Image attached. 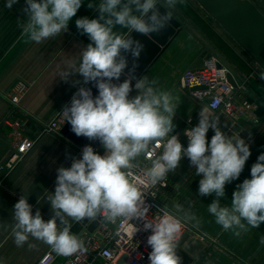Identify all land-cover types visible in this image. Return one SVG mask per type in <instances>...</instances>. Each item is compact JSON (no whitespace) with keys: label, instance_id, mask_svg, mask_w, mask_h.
Here are the masks:
<instances>
[{"label":"clouds","instance_id":"9594fccd","mask_svg":"<svg viewBox=\"0 0 264 264\" xmlns=\"http://www.w3.org/2000/svg\"><path fill=\"white\" fill-rule=\"evenodd\" d=\"M17 3L19 0H5L4 6L11 9ZM83 3L25 0L22 34L27 42L39 44L67 32ZM182 3L184 0H89L88 8L98 16L75 20L90 43L78 53L76 63L57 74L64 82L80 77L72 80L77 91L60 114L76 136L99 141L104 154L90 143L79 157H71L70 166L57 169L54 191H46L42 197L53 213L47 221L39 209L33 214L28 197L20 196L12 209V237L17 247L29 244L31 238L58 255L72 256L86 248L85 241L72 233L70 219L81 222L103 217L115 223L121 218H135L144 221V231L151 232L147 237L150 264H181L176 250L185 226L182 220H195L197 224L199 220L179 203L173 206L176 214L164 206L149 218L142 188L164 182L183 158H188L200 177L198 194L215 195L207 211L223 231L239 238L264 223V153L251 166L250 178L236 186L230 204L221 203L226 198L225 186L239 179L251 156L250 144L240 133L226 134L219 117L202 108L198 124L184 130L185 147L180 134H173L177 98L162 89L157 78L136 76L144 45L131 33L149 37L160 33L170 25L173 11ZM158 5L166 11L162 13ZM257 75L264 80V72ZM122 76L125 78L121 82ZM89 83L97 89V95L87 87ZM209 129L214 132L210 142ZM157 149L162 151L157 154ZM150 155V166H145L143 161ZM134 176L138 180L134 181ZM40 200L37 198L38 203ZM137 230L134 227L133 233ZM259 244L264 246V235Z\"/></svg>","mask_w":264,"mask_h":264},{"label":"crops","instance_id":"0c3cea01","mask_svg":"<svg viewBox=\"0 0 264 264\" xmlns=\"http://www.w3.org/2000/svg\"><path fill=\"white\" fill-rule=\"evenodd\" d=\"M88 2L89 0H84L76 16L70 21L67 32L37 44L27 42L21 31L20 25L26 19L23 12L25 0H19L11 9L4 6L5 0H0V38L11 36L7 49L15 51L10 60L0 62V264H34L50 248L31 238L29 244L34 245L31 248L29 244L23 247L15 245L12 237V209L24 194L33 206V214L39 209L46 221L50 219L53 213L42 197L46 191H54L57 169L61 165L70 166L71 157H79L81 154V147L69 138L61 133H48L45 128L48 122L70 103L71 97L77 91L78 86H73L72 80L80 77H73L64 82L57 74L66 65L76 63L79 59L78 53L90 43L88 36L81 34L75 25L78 18L87 16L91 19L98 16L95 10L88 8ZM173 17L179 22L180 30L141 76L157 78L159 86L171 91L177 98L179 104L173 120L177 127L173 134L179 133L180 140L186 141L184 130L196 126L195 121L199 120L202 108L208 107L192 98L189 92L182 88L180 77L186 70L196 68L203 55L213 56L215 35L220 38L223 36L216 29L215 22L194 0H184V3L178 4L173 11ZM143 59L145 57L140 55L138 67L142 65ZM221 63L224 64L222 61ZM250 63L253 62H247L239 56V62H232L228 67L237 84H243V80L248 79V76L256 74ZM131 64L132 59L129 57V65ZM17 82L25 83L27 92L19 102L14 103L9 97V91ZM243 93V90H238L236 97L240 96L239 102ZM132 94L135 95V92ZM243 98L250 103L248 97ZM254 110L251 121L264 120V112L262 116H258ZM248 115L249 113L244 114L238 119L231 117V120H239ZM186 119L192 120L193 124L189 126ZM13 122L20 123L22 133L34 141V146L21 160L9 167ZM224 125L227 130L231 127V132L236 128L227 123ZM241 131L239 126L235 132ZM208 135V139H211V133ZM185 168H190L188 158L182 159L180 167L176 170L179 183L170 184L165 189L160 195L161 202H164L163 197L168 192L175 195L187 192L190 194L191 184L186 178ZM193 177L195 181L199 178L195 174ZM37 198H41L40 203ZM91 222L69 220L72 233L79 238L91 233L87 228ZM75 227L77 228L74 230ZM61 261L58 260L54 264H61Z\"/></svg>","mask_w":264,"mask_h":264},{"label":"built area","instance_id":"2783aa9c","mask_svg":"<svg viewBox=\"0 0 264 264\" xmlns=\"http://www.w3.org/2000/svg\"><path fill=\"white\" fill-rule=\"evenodd\" d=\"M229 72V69L221 61L207 55L204 57L202 66L188 69L181 75L180 83L192 98L205 103L211 112H224L229 117L239 118L249 112L252 104L246 99L240 102L236 99L238 90H245V87L243 84H236V86L231 84L228 80ZM26 92L27 85L17 82L15 87L9 91V97L16 103L26 95ZM60 113L48 122L45 128L46 132L57 134L61 132L66 122L64 123ZM11 128L12 152L8 163L9 167L21 160L34 146V141L22 133L19 122H13ZM180 141L185 147L187 146V137L186 141ZM92 146L95 151L101 155L104 154L101 145L92 143ZM160 151L162 149H157V154ZM151 158H153L151 155L145 158L143 161L145 166H150ZM133 179L136 181L138 177L134 176ZM168 186L167 176L162 183L142 188L149 218L166 206L160 201V195ZM167 209L173 211L168 207ZM173 213L176 214L174 211ZM182 222L185 226L178 246L188 230L187 222L183 220ZM143 223V220L135 218L132 220L121 218L112 223L100 217L97 219L95 229L89 235L81 237L85 241V251L65 257L49 248L34 264H54L58 260H62L61 264H150L148 256L151 247L147 244V237L151 232L143 230ZM134 227L138 230L133 233Z\"/></svg>","mask_w":264,"mask_h":264},{"label":"rangeland","instance_id":"374dc122","mask_svg":"<svg viewBox=\"0 0 264 264\" xmlns=\"http://www.w3.org/2000/svg\"><path fill=\"white\" fill-rule=\"evenodd\" d=\"M257 5L264 10V0H257ZM215 25L223 38H220L219 35H215V45L212 48L214 51L213 56L219 61L224 62L225 65H223L226 68L230 67L232 62H239V56L247 62H252L216 23ZM10 39L11 36L0 38V62H5L7 59L10 60L12 54L15 53V51L7 49ZM250 64L256 71V74L250 77L248 76V79L246 78V80H243L245 90H243L244 95L241 99L245 100L243 97L246 96L249 100H254L264 109V80L259 79L257 75L258 72L263 71L254 63ZM239 97L240 96L236 97V99L239 100ZM251 107L252 108L248 112L249 115L239 119L242 121L234 120L238 118L231 120V117L224 112H210L214 117H219L220 125L226 134L231 135L232 133H240L241 137L250 144L251 151V156L246 162L239 179L225 186L226 198L222 199L221 203L230 204L232 193L236 190V186L242 183L244 179L250 178V169L257 161L256 157L264 153V120H258L256 122L251 121L253 116L252 111L254 108L256 110V106L252 104ZM186 122L189 126L193 124L192 120L189 119H186ZM195 122L198 124L199 120ZM224 123H227L229 126H236V128L231 132V127H229L230 130H227ZM239 126H241L242 131L235 132ZM209 132L211 133L209 138H211L214 132L212 129H209ZM209 132L207 135L210 134ZM185 171L187 173L186 178L191 184V186L189 185V190H191L190 194L188 192L185 193L186 197L185 194L175 195L173 192H168L166 196L163 197L164 202L162 200V203L173 211V206L179 203L183 206L185 211L194 213L199 220V224H197L195 220L186 221L188 230L179 244L180 250L192 259L190 264H264V246L259 244L261 235H264V223L257 229H250L247 233H243L239 238L233 236L231 232L223 231L221 226L215 223L214 217L207 211V205L215 199V195L200 196L198 194L200 177L198 180H194L193 174H195V170L191 166L189 169L185 168ZM175 172H170L168 175L169 185L178 184L180 181L179 179L177 180L178 172ZM180 216L182 217L183 214L181 213Z\"/></svg>","mask_w":264,"mask_h":264},{"label":"water","instance_id":"95a60500","mask_svg":"<svg viewBox=\"0 0 264 264\" xmlns=\"http://www.w3.org/2000/svg\"><path fill=\"white\" fill-rule=\"evenodd\" d=\"M194 2L209 16L224 33L247 55V57L264 72V12L259 8L254 0H194ZM160 11L164 13L166 10L158 5ZM180 30L179 22L173 18L170 25L160 33H152L149 36L132 32L133 39L139 40L144 45L141 56L145 57L140 67L136 69V76L140 77L148 66L160 54L163 47ZM203 55L196 64V67L203 65ZM130 59L132 57L129 55ZM128 57V59H129ZM129 67H131L129 65ZM127 71V69L125 70ZM125 77H121V82ZM228 80L236 86V80L231 72L228 74ZM135 81H133L134 85ZM87 87L92 89L93 95H97V89L89 83ZM250 103L255 104L254 113L262 116L264 109L254 100ZM80 147H84L89 143L100 145L99 141H89L83 136H76L71 131V126L66 122L60 132ZM97 226V220L92 221L88 225V230L93 231ZM77 227L73 228L74 230ZM177 254L181 258V264H190L192 259L182 252L178 246Z\"/></svg>","mask_w":264,"mask_h":264},{"label":"trees","instance_id":"16d2710c","mask_svg":"<svg viewBox=\"0 0 264 264\" xmlns=\"http://www.w3.org/2000/svg\"><path fill=\"white\" fill-rule=\"evenodd\" d=\"M257 3V0H254ZM259 6V5H258ZM259 8L264 12V10L259 6Z\"/></svg>","mask_w":264,"mask_h":264}]
</instances>
